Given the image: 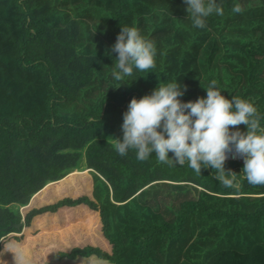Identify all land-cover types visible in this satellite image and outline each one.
Segmentation results:
<instances>
[{"label": "trees", "instance_id": "obj_1", "mask_svg": "<svg viewBox=\"0 0 264 264\" xmlns=\"http://www.w3.org/2000/svg\"><path fill=\"white\" fill-rule=\"evenodd\" d=\"M216 2L198 28L184 0H0V264H264V185L242 160L225 163L230 188L113 148L131 99L172 82L194 102L215 80L264 128V0ZM133 26L155 67L116 81L111 48Z\"/></svg>", "mask_w": 264, "mask_h": 264}, {"label": "clouds", "instance_id": "obj_2", "mask_svg": "<svg viewBox=\"0 0 264 264\" xmlns=\"http://www.w3.org/2000/svg\"><path fill=\"white\" fill-rule=\"evenodd\" d=\"M193 26L204 28L213 13L223 15V7L216 0H184ZM235 4L232 12L243 13ZM118 53L112 75L116 81L133 75L134 68L148 72L155 67L156 47L144 38L136 27H122L111 48ZM206 89V98L182 102L186 91L178 83L159 85L150 95L132 98L123 114L122 139L116 138L113 148L126 156L130 149L137 159L146 161L155 153L159 163L184 165L188 163L196 174L201 169L215 170V179L224 187H238L237 173L226 170L225 163L243 158L242 173L252 186L264 185V128L260 126L257 108L240 97L227 99L213 80ZM246 125L241 132L239 125ZM231 128L237 130L231 131ZM172 153V158L169 153ZM231 153V154H229ZM22 255L15 254V264H21Z\"/></svg>", "mask_w": 264, "mask_h": 264}, {"label": "rangeland", "instance_id": "obj_3", "mask_svg": "<svg viewBox=\"0 0 264 264\" xmlns=\"http://www.w3.org/2000/svg\"><path fill=\"white\" fill-rule=\"evenodd\" d=\"M229 154H231V153H229ZM83 161H84V159H82L81 161H80V167H79V169L78 170H76V171H80V173L82 172V173H86V171H87V168H84V163H83ZM73 172H75V171H73V170H69L66 174H65V176L63 177V179H61V180H58V181H56V183H55V185L57 186V187H59L62 183L63 184H69L70 182H71V176H72V173ZM71 184H72V182H71ZM40 194H41V192H40ZM40 238L41 237H38V240H40ZM57 264H70V261H67V260H63V261H59V262H57Z\"/></svg>", "mask_w": 264, "mask_h": 264}, {"label": "water", "instance_id": "obj_4", "mask_svg": "<svg viewBox=\"0 0 264 264\" xmlns=\"http://www.w3.org/2000/svg\"><path fill=\"white\" fill-rule=\"evenodd\" d=\"M12 225H14L15 227H19L22 225V222H18V223H12Z\"/></svg>", "mask_w": 264, "mask_h": 264}, {"label": "built area", "instance_id": "obj_5", "mask_svg": "<svg viewBox=\"0 0 264 264\" xmlns=\"http://www.w3.org/2000/svg\"><path fill=\"white\" fill-rule=\"evenodd\" d=\"M229 159H233L232 158V154L229 156ZM236 159H242V161H243V158H236ZM244 162V161H243Z\"/></svg>", "mask_w": 264, "mask_h": 264}]
</instances>
